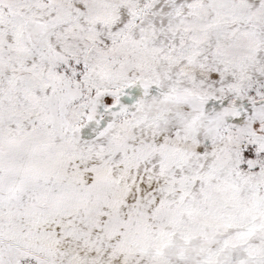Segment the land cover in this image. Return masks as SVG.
Returning a JSON list of instances; mask_svg holds the SVG:
<instances>
[{"label": "snow or ice", "instance_id": "1", "mask_svg": "<svg viewBox=\"0 0 264 264\" xmlns=\"http://www.w3.org/2000/svg\"><path fill=\"white\" fill-rule=\"evenodd\" d=\"M0 264H264V0H0Z\"/></svg>", "mask_w": 264, "mask_h": 264}]
</instances>
